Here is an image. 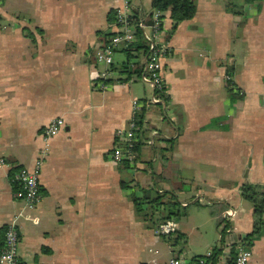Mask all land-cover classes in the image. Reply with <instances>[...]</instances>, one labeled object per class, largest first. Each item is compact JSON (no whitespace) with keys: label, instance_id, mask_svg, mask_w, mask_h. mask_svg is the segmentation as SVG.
<instances>
[{"label":"crops","instance_id":"crops-1","mask_svg":"<svg viewBox=\"0 0 264 264\" xmlns=\"http://www.w3.org/2000/svg\"><path fill=\"white\" fill-rule=\"evenodd\" d=\"M126 1L0 0V233L22 214L21 264H167L210 259L215 248L226 264L253 231L241 190L264 185V0H195V16L175 27L165 12L158 105L148 104L141 74L111 71L100 88L106 68L95 53ZM129 3L151 26L152 0ZM125 60L119 52L115 63ZM136 100L143 142L133 171L111 153ZM57 119L64 126L44 156L42 200L26 211L11 174L43 157L44 129ZM145 192L173 194L186 212L171 219L173 236L158 233L167 220L137 211L134 196ZM247 248L251 264H264V231Z\"/></svg>","mask_w":264,"mask_h":264},{"label":"built area","instance_id":"built-area-1","mask_svg":"<svg viewBox=\"0 0 264 264\" xmlns=\"http://www.w3.org/2000/svg\"><path fill=\"white\" fill-rule=\"evenodd\" d=\"M129 0L125 2L123 8L115 10L114 16V35L106 42L99 45L95 53V59L99 66L106 68L101 74L103 83L100 88L106 89V81L111 78V68L116 65L115 58L119 50L130 48L137 42L135 36V26L132 25V13ZM138 27L143 34L144 41L148 47L147 55L144 56L143 69L140 81L153 90V95L148 104L158 105L165 102V82L162 74L161 61L167 53V46L161 41L160 36L164 27V13L155 11L151 16V26H147L143 19L139 20ZM149 31L147 32V30ZM144 103L138 100L132 104V116L127 128L119 129L116 132L118 140L117 146L111 153V160L117 165L127 163L135 171L137 168L138 154L135 150L137 142H143L140 131L136 126V119L143 111ZM64 122L61 119L54 120L45 129L42 135L45 148L43 157H40L34 167L21 169L11 174V182L15 185L14 198L23 203L26 211L34 210L42 200L40 174L44 164V156L48 154L50 140L55 137L63 128ZM150 144V141H147ZM4 160H0V165ZM235 211L229 209L224 215L225 220L235 216ZM22 214H17L11 223L8 224L5 235L4 245L0 248V264H21L18 259L19 249V230L18 221ZM176 223L171 220L162 222L158 227V233L162 236L171 237L175 234ZM207 257H210L208 254ZM252 252L249 248L239 243L235 249L233 264H251ZM167 264H210L208 258H196L188 260L183 257H174Z\"/></svg>","mask_w":264,"mask_h":264},{"label":"trees","instance_id":"trees-1","mask_svg":"<svg viewBox=\"0 0 264 264\" xmlns=\"http://www.w3.org/2000/svg\"><path fill=\"white\" fill-rule=\"evenodd\" d=\"M152 9L153 11H159L162 13L170 12V18L174 24V27L182 22L191 20L196 14V3L195 0H152ZM115 16V13H114ZM139 22V18L135 15L132 16V25L135 26V36L137 42L135 45L130 48H121L119 50L120 53L125 55V62L122 64H116L111 68V71L118 72L119 74H128L130 77L139 76L143 69V64L140 62H134L141 55H147L148 47L146 42L144 41L142 31L136 27ZM114 34L103 37V39L109 40ZM105 41V42H106ZM134 62V63H133ZM109 81L107 80L106 83ZM142 112L138 115L135 123L137 128L140 131L142 126ZM137 146L135 148L137 154L139 153V149L141 147V141L136 143ZM120 166L130 168V165L127 163H122ZM242 197L245 201L249 202L252 206L254 225L253 231L249 235V237L243 242L245 246L249 247L252 245L254 240L264 231V185H244L242 190ZM176 197L170 193H164L163 195H156L154 197L144 193L142 198L134 196V203L136 209L139 213L143 214L144 219L147 221L149 219L148 214L145 212L148 210L152 211L153 220L155 217H158L159 222L165 220H171L172 218H180L181 216H185L186 212L182 211L179 207V204L176 201ZM163 216L160 217V215ZM213 215H215L213 213ZM221 222L217 223V227L220 226ZM159 225V224H158ZM6 231V230H5ZM5 231L0 233V248L4 245L3 237L5 235ZM222 255L221 248H215L213 256L208 259V262L211 264H218L219 257ZM204 258V257H201ZM232 258V257H231ZM233 264V259L226 263Z\"/></svg>","mask_w":264,"mask_h":264},{"label":"rangeland","instance_id":"rangeland-1","mask_svg":"<svg viewBox=\"0 0 264 264\" xmlns=\"http://www.w3.org/2000/svg\"><path fill=\"white\" fill-rule=\"evenodd\" d=\"M195 239L197 240V235L195 236Z\"/></svg>","mask_w":264,"mask_h":264},{"label":"water","instance_id":"water-1","mask_svg":"<svg viewBox=\"0 0 264 264\" xmlns=\"http://www.w3.org/2000/svg\"><path fill=\"white\" fill-rule=\"evenodd\" d=\"M148 25H151V24H148Z\"/></svg>","mask_w":264,"mask_h":264}]
</instances>
